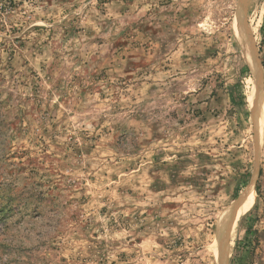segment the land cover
<instances>
[{
  "label": "rangeland",
  "instance_id": "obj_1",
  "mask_svg": "<svg viewBox=\"0 0 264 264\" xmlns=\"http://www.w3.org/2000/svg\"><path fill=\"white\" fill-rule=\"evenodd\" d=\"M0 264H264V0H0Z\"/></svg>",
  "mask_w": 264,
  "mask_h": 264
},
{
  "label": "water",
  "instance_id": "obj_2",
  "mask_svg": "<svg viewBox=\"0 0 264 264\" xmlns=\"http://www.w3.org/2000/svg\"><path fill=\"white\" fill-rule=\"evenodd\" d=\"M239 11L240 13L242 12V15L244 14V0H239ZM251 53L253 55V60H254V63L256 64V55L254 53V51L251 49ZM257 72V71H256ZM259 100H260V97L257 99V104L255 106V110H254V115L255 117L257 116V110L259 108ZM243 202V200H241L240 202H238L234 207L233 209L231 210L226 222L224 223V226L223 228L221 229L219 235H220V248L222 249L223 248V243L225 241V238L227 236V232L229 230V227L231 225V222H232V219H233V216L235 215V211L236 209L239 207V205Z\"/></svg>",
  "mask_w": 264,
  "mask_h": 264
},
{
  "label": "bare ground",
  "instance_id": "obj_3",
  "mask_svg": "<svg viewBox=\"0 0 264 264\" xmlns=\"http://www.w3.org/2000/svg\"><path fill=\"white\" fill-rule=\"evenodd\" d=\"M245 44V43H244ZM244 46V45H243ZM245 47V46H244ZM248 56V55H247ZM253 58V57H252ZM251 60V59H250ZM253 60V59H252ZM251 62H253V61H251ZM255 67V66H254ZM221 254V253H220ZM223 255V254H222ZM223 257V256H222ZM223 263V262H222Z\"/></svg>",
  "mask_w": 264,
  "mask_h": 264
},
{
  "label": "trees",
  "instance_id": "obj_4",
  "mask_svg": "<svg viewBox=\"0 0 264 264\" xmlns=\"http://www.w3.org/2000/svg\"><path fill=\"white\" fill-rule=\"evenodd\" d=\"M237 190V189H236Z\"/></svg>",
  "mask_w": 264,
  "mask_h": 264
}]
</instances>
